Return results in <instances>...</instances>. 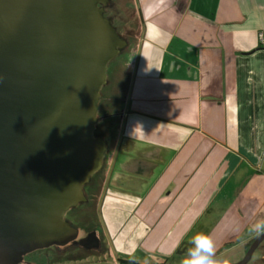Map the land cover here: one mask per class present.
<instances>
[{"label":"crops","instance_id":"0c3cea01","mask_svg":"<svg viewBox=\"0 0 264 264\" xmlns=\"http://www.w3.org/2000/svg\"><path fill=\"white\" fill-rule=\"evenodd\" d=\"M131 2L132 59L112 64L102 90L99 251L182 264L206 233L216 251L203 254L233 263L264 220V0Z\"/></svg>","mask_w":264,"mask_h":264},{"label":"water","instance_id":"95a60500","mask_svg":"<svg viewBox=\"0 0 264 264\" xmlns=\"http://www.w3.org/2000/svg\"><path fill=\"white\" fill-rule=\"evenodd\" d=\"M108 3L0 0V264L78 238L66 215L104 166L102 89L129 45Z\"/></svg>","mask_w":264,"mask_h":264},{"label":"rangeland","instance_id":"374dc122","mask_svg":"<svg viewBox=\"0 0 264 264\" xmlns=\"http://www.w3.org/2000/svg\"><path fill=\"white\" fill-rule=\"evenodd\" d=\"M118 1H121L122 3L121 4H117ZM115 2V5H116V11L119 10V8H123L125 7V9L122 11L124 13H121L120 10H119V13H116L114 11V9L112 8L111 11H112V14L113 16H116L115 20H116V25L118 26V29H120L121 31V35L122 37L126 38L130 45L129 46H126L124 49H122L121 53L112 60V62L110 63L109 65V70H108V73L110 74V72L112 71V64L114 65L116 62H120V61H123V62H128L130 61V59H132V56L130 53L128 52H133L134 51V44H136L137 41H135V37L133 34H136L139 32L138 29V24L134 23V19H133V9H127L126 6L129 5V3H132L131 0H114ZM113 2V3H114ZM134 4V3H132ZM135 5V4H134ZM136 7H138L136 5ZM119 15V16H118ZM129 22L130 24L129 25H124V22ZM132 22V23H131ZM128 29L131 31L129 32ZM129 34H132L133 37H134V40H130L131 39V36H127ZM131 46V48H130ZM132 64V61L131 63H129V65ZM108 83V81H107ZM107 83L104 85V87L107 85ZM103 87V89H104ZM102 89V90H103ZM112 103V102H111ZM110 107V102L106 100V98L102 95V101H101V108H100V111H99V118L100 120H105L108 118L107 113L109 111V108ZM114 109V108H113ZM110 117H115V115H112ZM104 123L102 122V125ZM107 124V123H105ZM102 128V126H101ZM103 171V168L101 170H99L98 172H96L93 176V179L96 178V176L98 177L99 173ZM90 201L91 203H84L83 207L86 208V209H89L92 210V212L90 214H88L87 212L84 211V209L82 211H84L83 213V216L81 217L80 213L79 215L75 218V222L78 224V225H81V228H84L83 230L80 231V236L83 235L84 233H86L87 231V227L88 229H91V228H94L96 230H98L101 238H102V241H106L105 237H104V233H103V226H101V224L99 222H97L96 220V214H97V210L95 209V215L94 214V206L96 204V201H97V198L93 196H90ZM83 203V202H82ZM72 215H69V216H72L73 217V213H71ZM92 216V217H91ZM67 217H68V214H67ZM91 218V220H90ZM55 246V245H54ZM101 247H103L101 244H100ZM52 247V246H51ZM88 249V248H87ZM86 248H71L70 252L65 254V252L68 250L67 247H64L62 249H53L51 252L53 253H58V251H60V254H58L57 256H63V258H74L75 261H71L72 264H87V263H96V264H123V263H118L115 261V258L113 255H111V252H106L103 251V253H101L100 251H94L96 252L99 257H87V254L90 253L89 250H87ZM87 250V251H86ZM93 252V253H94ZM67 255V256H66ZM85 257V258H84ZM84 258V259H83ZM79 259V260H78ZM172 262L170 264H175L176 261L174 260H171Z\"/></svg>","mask_w":264,"mask_h":264},{"label":"flooded vegetation","instance_id":"af4514ba","mask_svg":"<svg viewBox=\"0 0 264 264\" xmlns=\"http://www.w3.org/2000/svg\"><path fill=\"white\" fill-rule=\"evenodd\" d=\"M113 2H114V0H109V3L105 6V8H106L105 14L109 18H111L113 20V23L116 25V23H115L116 17L113 16L111 9L113 8L116 13H118V12L116 11L117 7L115 5V2L114 3ZM121 3H122L121 1H118L117 4L119 5ZM121 9L123 11L124 7ZM122 11H121V13H124ZM116 27H118V26L116 25ZM118 30L121 33L120 29H118ZM128 31H129V29H128ZM127 36L129 37V36H133V35L129 34ZM130 48H131V46H130ZM102 122L104 123L103 120H99V123L96 125L95 134L97 136H100V135L105 136L104 135L105 130L103 128L104 125H102ZM105 125H107V124H105ZM101 126H102V128H101ZM108 157H109V153H107V155H106L105 162L108 161ZM92 183H93V178L85 186L86 193L89 197V200L87 201V203L91 202L90 196H91V191H93V189L91 190L90 186L92 185ZM84 203H86V202L80 203L77 207H73L72 209H70L68 211V213H67L68 217L66 215V219L68 221H70L75 227H77L79 229V235H78V238L76 240H74V241H72L69 244L64 245V246L55 245L52 247H47V248H42V249L32 251V252L28 253L27 255H25L24 259L22 260V262L20 264H72L71 261H75L74 258H66V257L63 258L64 255L57 256L58 254H60V251H58V253L57 252L56 253L51 252L53 249L59 250V249H62L64 247L68 248V250L65 252V254L69 253L71 248H78V247L86 248V249L88 248L87 250H89L90 253L87 254V257H89V258L90 257H94V258L97 257L98 258L99 255L96 252H94V251H99L100 250L99 248H101V246L99 245V244H101V240L99 239V236H98L99 235L98 230H96L94 228L88 229V227H87L86 233H84L83 235L80 236V231L83 230L84 228H81V225H78L75 222V218L79 215V213H80L81 217L83 216L84 211H82V210L84 209V207H83ZM71 213H73V217L69 216V215H72ZM262 235H264V232H258L257 234H255V236L249 242L247 249H246V253L244 254V256L240 260H237L231 264H239L244 259L247 252L251 249V247L255 243V241ZM95 236H96V238H95ZM97 240H98V243H97ZM94 243H97V245H99V246L92 245ZM135 263L141 264L138 262H135ZM87 264H96V263L94 262V263H87ZM123 264H126V263H123ZM127 264H129V263H127ZM245 264H264V238L260 241V243L255 248L252 257H250L246 260Z\"/></svg>","mask_w":264,"mask_h":264},{"label":"clouds","instance_id":"9594fccd","mask_svg":"<svg viewBox=\"0 0 264 264\" xmlns=\"http://www.w3.org/2000/svg\"><path fill=\"white\" fill-rule=\"evenodd\" d=\"M249 231L264 232V220L258 221L254 228H250ZM196 245L195 250H189L191 255L186 256L182 264H231L230 259L224 258L222 261H213L208 259L203 253L213 254L215 253L214 241L210 234L198 233L194 238Z\"/></svg>","mask_w":264,"mask_h":264},{"label":"trees","instance_id":"16d2710c","mask_svg":"<svg viewBox=\"0 0 264 264\" xmlns=\"http://www.w3.org/2000/svg\"><path fill=\"white\" fill-rule=\"evenodd\" d=\"M125 8V7H124ZM119 10H120V12H121V9L119 8ZM119 10L117 11L118 13H119ZM119 16V15H118ZM114 17H116V16H114ZM115 25V24H114ZM116 26V25H115ZM118 28V27H117ZM129 45H130V43H129ZM128 45V46H129ZM124 262H126V263H129V264H136L135 263V261L134 260H124Z\"/></svg>","mask_w":264,"mask_h":264},{"label":"bare ground","instance_id":"6f19581e","mask_svg":"<svg viewBox=\"0 0 264 264\" xmlns=\"http://www.w3.org/2000/svg\"><path fill=\"white\" fill-rule=\"evenodd\" d=\"M118 29V28H117ZM119 31V30H118ZM120 33V32H119Z\"/></svg>","mask_w":264,"mask_h":264}]
</instances>
